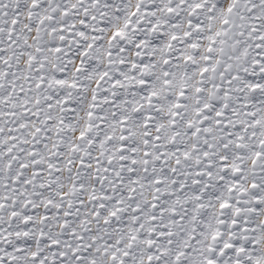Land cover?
Masks as SVG:
<instances>
[{"label":"snow or ice","instance_id":"snow-or-ice-1","mask_svg":"<svg viewBox=\"0 0 264 264\" xmlns=\"http://www.w3.org/2000/svg\"><path fill=\"white\" fill-rule=\"evenodd\" d=\"M0 264H264V0H0Z\"/></svg>","mask_w":264,"mask_h":264}]
</instances>
